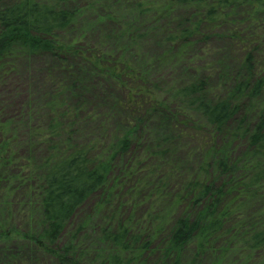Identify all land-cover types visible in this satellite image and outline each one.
<instances>
[{
  "label": "trees",
  "instance_id": "obj_1",
  "mask_svg": "<svg viewBox=\"0 0 264 264\" xmlns=\"http://www.w3.org/2000/svg\"><path fill=\"white\" fill-rule=\"evenodd\" d=\"M0 264H264V0H0Z\"/></svg>",
  "mask_w": 264,
  "mask_h": 264
},
{
  "label": "rangeland",
  "instance_id": "obj_2",
  "mask_svg": "<svg viewBox=\"0 0 264 264\" xmlns=\"http://www.w3.org/2000/svg\"><path fill=\"white\" fill-rule=\"evenodd\" d=\"M159 47V44L157 42L152 43V40L141 49L143 54H149L150 52H155ZM29 61H20L18 64V73L15 78H17L18 83H22L25 89V92H28L29 98L34 99V101H37L36 98L40 97L45 90H47V84L48 78H47V70H49L50 60L47 58H38V59H28ZM161 74H167V72H161ZM173 74H177L176 71L173 72ZM91 85L96 87H99L98 91H93L89 87V89H86L85 93L88 96H92L94 99L103 101L101 98H110L112 95L116 98L120 94V92H116L112 87H109L106 83H104L102 80L93 79ZM8 86L5 87V89ZM9 91H5V95L9 98L11 94H9ZM4 95V92H3ZM9 113H12L9 111Z\"/></svg>",
  "mask_w": 264,
  "mask_h": 264
}]
</instances>
